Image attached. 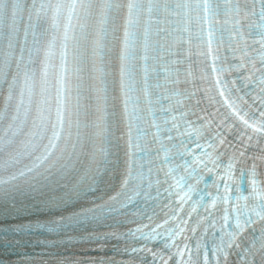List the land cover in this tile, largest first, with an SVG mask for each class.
<instances>
[{"label": "snow or ice", "instance_id": "6c2138e0", "mask_svg": "<svg viewBox=\"0 0 264 264\" xmlns=\"http://www.w3.org/2000/svg\"><path fill=\"white\" fill-rule=\"evenodd\" d=\"M201 12L205 16H201ZM258 12L259 22L255 27L259 31L252 33L253 25H249L246 34L240 20L257 14L256 0L250 3L245 0L243 4L232 3V0L222 3L210 0H127L126 3L118 0H47L46 3L0 0V169L9 172L8 179L0 181L8 185L0 191V218L26 221L2 229L5 233H19L20 237L5 235L0 255L8 256L28 244L30 241L24 236L52 233L60 239H36L31 241L32 246L43 244L58 249L63 244L66 251L87 248L99 253L110 240L141 238L145 241L141 247L125 245L124 251L133 254L126 264H137V254L139 264H264V0H259ZM96 14L101 17V27L96 32L93 55L99 58L100 66L86 70L83 65L91 36L90 21ZM221 16L231 19L217 20L214 32L213 21ZM43 17L50 18V26L44 25ZM169 17H184L183 31L189 34L190 46L193 19L197 25L207 19V44L219 95L251 133L241 132L236 142H229L227 134L236 128L235 121L218 115V110L214 115L201 109L197 120L202 123L192 131L197 136L195 146L202 152L197 154L193 149L184 148L177 153L182 163L173 166L171 150L166 149L162 163L156 168L157 178L153 181L149 177L145 184L138 170L144 168V161L151 154L145 153L137 134L142 121L141 103H152L148 61L155 58L149 56V38L153 30L157 35L168 33L160 24L168 23ZM49 28L52 39L42 48L40 45ZM216 33H219V43L225 45L222 52L213 44ZM202 34L204 30L200 27L195 33L198 41ZM256 38L259 46L253 48L248 40L253 39L255 44ZM57 49L60 64L54 81L53 59ZM176 55L175 63L179 64V52ZM191 56L189 47L184 59L190 60ZM139 59L144 61V75L140 78ZM229 59L230 63H224ZM85 71L89 81L87 88L83 83ZM233 71L242 74L231 78L232 87H229V81L223 80L221 73ZM176 72L177 78L172 83L186 82L179 80V69ZM96 74L101 83L111 75L110 87L106 84L104 88H94L91 81L97 79ZM236 79L241 85L236 84ZM249 84H255L259 92L248 89ZM233 88L236 94L230 96ZM247 95L253 97V104L259 103L255 110L259 119L248 117L247 112L241 115L237 110V105ZM193 96L195 91L188 98ZM117 99L126 113L122 133L115 111ZM211 99L209 96L210 102ZM196 106H199L198 97ZM190 112L195 114L194 109L181 114L187 116ZM186 123L191 126L194 122ZM156 127L159 131V125ZM90 128L96 131L89 132ZM208 130L210 134L205 137ZM185 154L192 159H184ZM223 156L227 159H222ZM25 159L28 163H24ZM148 162L151 164V159ZM21 164L23 167L17 169ZM164 164L167 170L161 179ZM179 169L186 175L180 174L177 179ZM148 171L151 173L153 169ZM204 172L215 174L216 194L201 189L198 199L193 201V193L204 179ZM170 178L175 180L174 184ZM189 178L195 179V184L190 183ZM164 184L167 185L165 199H178L179 212H184L183 206L192 201L191 211L183 217L175 214L177 209L173 210L172 219L179 221L178 228L161 232L169 220L153 225V217L146 216L148 223L138 224L128 232L116 230V226L124 222L121 217L128 216L124 209L138 205V198L146 199L154 187ZM206 196L210 199L206 200ZM201 208L203 215L198 214L189 229L188 221ZM132 215L139 216L140 212L133 211ZM202 224L203 232L199 233ZM189 231L199 235L193 239L185 235ZM178 237L181 238L179 243ZM156 241L162 244L149 247V243ZM145 254L151 259H146ZM52 259L56 264H108L99 257L93 259L86 251L83 259L76 253H53ZM0 264H29V261L27 258L12 260L8 256L0 260Z\"/></svg>", "mask_w": 264, "mask_h": 264}]
</instances>
